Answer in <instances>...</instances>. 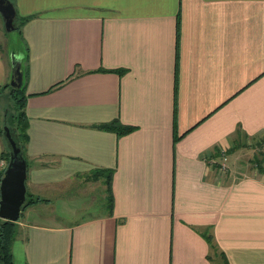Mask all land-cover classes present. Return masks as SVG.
Wrapping results in <instances>:
<instances>
[{
	"label": "crops",
	"instance_id": "0c3cea01",
	"mask_svg": "<svg viewBox=\"0 0 264 264\" xmlns=\"http://www.w3.org/2000/svg\"><path fill=\"white\" fill-rule=\"evenodd\" d=\"M10 2L27 120L13 264H264V0ZM7 61L0 43V89Z\"/></svg>",
	"mask_w": 264,
	"mask_h": 264
},
{
	"label": "water",
	"instance_id": "95a60500",
	"mask_svg": "<svg viewBox=\"0 0 264 264\" xmlns=\"http://www.w3.org/2000/svg\"><path fill=\"white\" fill-rule=\"evenodd\" d=\"M15 10L10 0H0V18L5 31L16 29ZM10 73L8 85L20 90L24 85V60L23 49H13L9 52ZM6 137L11 145L9 160L2 177L0 178V218L15 221L25 200V162L14 142Z\"/></svg>",
	"mask_w": 264,
	"mask_h": 264
},
{
	"label": "rangeland",
	"instance_id": "374dc122",
	"mask_svg": "<svg viewBox=\"0 0 264 264\" xmlns=\"http://www.w3.org/2000/svg\"><path fill=\"white\" fill-rule=\"evenodd\" d=\"M16 25H18L19 27L18 21L16 22ZM22 42L23 41L19 37V31H17L16 29L11 32L5 31L3 28L2 22L0 21V43L2 45L3 55L5 59L8 60L7 62H10L8 56L12 48L16 50L23 49L24 51V48H23L24 45L22 44ZM1 88L3 87L1 86ZM0 96H1L0 97V108H2L4 112V122H2L3 124H2V129H1L2 131H1L0 136L2 137L4 148L8 149L10 152L11 145L9 143L8 138L6 137V134H8L9 138H11V140L14 142L17 148H19V141H18L17 132H16L14 125H11L9 122H7V119L9 115L13 114L12 116L15 117V115L19 113L20 111V107L18 106L19 101L16 102V100L11 96L10 89L8 88L0 89ZM260 149H262V147H260ZM88 179L86 178L84 180H81L80 186L78 187L79 191L78 192L77 190L71 191L70 193L71 198H68L70 201V206L73 208L74 211L78 213L79 217L84 215L87 211L85 210V208L89 207V196H87V194L85 193L86 192L91 193V187L94 184L90 186L91 185L90 183H86ZM82 186H86L85 187L86 189ZM80 188H83V189L80 190ZM99 191H100L99 187H97V189L95 188V200L92 198V200H94V202L92 203V205L94 204V207H92V208H95L94 210L99 209V208L101 209ZM103 202L104 200L102 201V203ZM217 256L218 255H216V258Z\"/></svg>",
	"mask_w": 264,
	"mask_h": 264
},
{
	"label": "trees",
	"instance_id": "16d2710c",
	"mask_svg": "<svg viewBox=\"0 0 264 264\" xmlns=\"http://www.w3.org/2000/svg\"><path fill=\"white\" fill-rule=\"evenodd\" d=\"M27 19V18H26ZM25 20H22V22ZM16 29L18 30V26L16 25ZM25 53V50H24ZM25 63L26 59L24 60V79H25ZM3 88L10 89L11 96L17 101H19L18 106L20 107L19 113L13 117L12 115H9L7 122H9L11 125H14L17 137L19 141V150L20 153L23 156L24 153V145L27 138V120H26V113H25V101H26V95L24 94V85L22 89L17 90L13 89L7 84H4L2 86ZM105 129H112L116 133H126L128 132L131 127H124L121 124H118L117 121H114L112 124L105 125ZM2 127H0V134ZM2 158L8 161L9 158V150L4 149V154H2ZM2 171H0V178L2 175ZM108 177V175H107ZM31 200L26 202L24 204V207L27 206ZM15 222L8 221V220H2L0 219V264H13V256L11 252V246L12 242L14 241L15 237Z\"/></svg>",
	"mask_w": 264,
	"mask_h": 264
},
{
	"label": "built area",
	"instance_id": "2783aa9c",
	"mask_svg": "<svg viewBox=\"0 0 264 264\" xmlns=\"http://www.w3.org/2000/svg\"><path fill=\"white\" fill-rule=\"evenodd\" d=\"M221 170H224V168H221Z\"/></svg>",
	"mask_w": 264,
	"mask_h": 264
}]
</instances>
